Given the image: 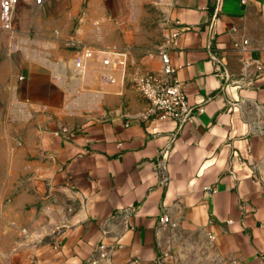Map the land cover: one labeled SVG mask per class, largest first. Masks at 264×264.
<instances>
[{
    "label": "crops",
    "instance_id": "0c3cea01",
    "mask_svg": "<svg viewBox=\"0 0 264 264\" xmlns=\"http://www.w3.org/2000/svg\"><path fill=\"white\" fill-rule=\"evenodd\" d=\"M242 1L171 0L162 45L193 108L183 127L145 117L134 92L126 113L65 118L69 91L94 90L78 97L87 107L110 94L114 82L96 76L115 81L117 70L103 60L72 85L73 60L58 50L3 61L0 95L23 144L8 164L20 188L7 205L0 194V234L17 222L37 240L0 241V264H86L101 244L98 264H264V0Z\"/></svg>",
    "mask_w": 264,
    "mask_h": 264
},
{
    "label": "rangeland",
    "instance_id": "374dc122",
    "mask_svg": "<svg viewBox=\"0 0 264 264\" xmlns=\"http://www.w3.org/2000/svg\"><path fill=\"white\" fill-rule=\"evenodd\" d=\"M170 3L171 0H16L13 30H4L0 21V65L9 57L17 58L16 52L23 48L34 51L55 49L73 60L74 73L68 74L69 85H72L74 76L86 83L94 75H100V64L104 57L119 54L124 65L115 71L110 94H97L99 102L87 107L83 103L79 105L78 97L81 94L90 96L94 90H71L67 95L69 109L64 116L72 120L82 115L86 118H107L115 113H126L129 111L126 98L132 92L140 94L135 84L137 75L155 71L151 70L150 65L159 57L158 49L168 30ZM84 50L91 52V57L85 59L82 69H76L75 59ZM35 59L41 58L37 56ZM94 59L96 64L93 63ZM95 65L98 67L93 68ZM96 78L109 83L102 74ZM0 96V194L5 195L1 205H7L11 202V193L16 194L15 191L20 188L17 185L13 189L8 184L9 178L14 176L8 164L13 150L22 147L23 139L18 128L15 129L14 120L10 119L9 106L3 101L5 97ZM103 96H111L110 101H100L99 98ZM77 111L80 112L77 114ZM11 151L13 153L9 154ZM13 171L16 172L15 180L23 177L19 170ZM16 224L20 230L9 235L7 231L1 233L0 241H19L21 236L37 240L33 236L36 233L23 234V226Z\"/></svg>",
    "mask_w": 264,
    "mask_h": 264
},
{
    "label": "built area",
    "instance_id": "2783aa9c",
    "mask_svg": "<svg viewBox=\"0 0 264 264\" xmlns=\"http://www.w3.org/2000/svg\"><path fill=\"white\" fill-rule=\"evenodd\" d=\"M32 1V0H27ZM41 1V0H40ZM246 3V0L242 1ZM16 8V0H0V21L2 28L6 31L13 30V14ZM175 25L179 26L180 22ZM179 29L175 30L172 34L171 44L175 45L179 38ZM247 43L246 41L244 42ZM159 58L162 62V70L158 71H145L137 75L135 84L142 98L147 103V110L145 111V117L155 116L160 120H170L175 122L179 127H183L187 124L194 123L193 108L189 105L187 96L183 90L182 84L175 78L176 68L171 63L169 55V48L162 45L158 49ZM80 52L75 59L76 69H82L84 67L85 59L91 57V52ZM103 63L105 66L113 67L118 69L124 65L123 59L119 54L114 57L112 55L105 56ZM109 82L113 83V79H108ZM169 149L163 152V157H167ZM162 173L165 172V168L161 167ZM165 178L164 181H167ZM208 194L216 193V189L212 186H206L204 188ZM161 225H172L175 224L171 221L167 215H162L159 218ZM108 250L104 244L99 245L95 248L94 256L87 260L86 264H98L96 255L104 257Z\"/></svg>",
    "mask_w": 264,
    "mask_h": 264
}]
</instances>
